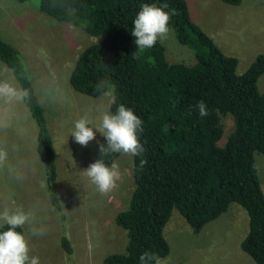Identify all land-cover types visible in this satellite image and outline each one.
Here are the masks:
<instances>
[{
	"label": "trees",
	"instance_id": "1",
	"mask_svg": "<svg viewBox=\"0 0 264 264\" xmlns=\"http://www.w3.org/2000/svg\"><path fill=\"white\" fill-rule=\"evenodd\" d=\"M17 1H35L52 19L99 37L75 58L68 76L70 86L98 97L96 84L107 79L111 111L123 104L143 121L140 140L148 163L141 169V157H131L133 188L125 208L114 216L115 224L126 231L124 251L107 254L103 264H140L139 257L146 251L166 256L169 244L163 229L174 207L192 232L198 233L234 202L248 216L240 248L253 264H264V192L254 161L255 151L264 154V90L257 87L264 55L258 54L243 73H236L237 59L223 53L192 21L186 0ZM145 3H167L168 11L175 9L169 28L188 47L193 63L169 62L160 40L150 49H137L133 22ZM0 61L20 86L32 90V99L25 105L37 127L36 150L44 165L46 191L63 217L52 135L31 69L20 51L1 36ZM201 100L208 108L204 117L196 108ZM225 114L233 117V130L219 145ZM106 143L100 134L92 151L95 162L101 158L100 145ZM118 155L107 157L106 162L110 164ZM6 228L0 225V231ZM61 244L67 253L72 252L65 235Z\"/></svg>",
	"mask_w": 264,
	"mask_h": 264
},
{
	"label": "rangeland",
	"instance_id": "2",
	"mask_svg": "<svg viewBox=\"0 0 264 264\" xmlns=\"http://www.w3.org/2000/svg\"><path fill=\"white\" fill-rule=\"evenodd\" d=\"M34 2L0 0V36L25 58L36 94L46 110L63 217L46 191L44 165L36 150L37 127L25 104L6 109L11 124L0 129V147L8 150L9 164L26 177L23 182H16L0 168V210L10 197L26 210L34 209V220L23 231L29 235L33 228L44 231L42 236H30L31 255L38 256L40 264H103L107 254L124 251L126 231L115 224L114 216L125 208L133 188L132 156L119 154L114 159L121 178L118 187L107 196L100 195L83 173L95 162L92 151L101 133L97 131L93 141L81 146L71 135L73 122L86 113L95 117V106L111 105L113 98L110 91L98 97L76 92L68 76L79 52L100 38L79 26L52 19ZM186 2L192 21L223 53L237 59L236 73H243L258 54L264 55V0H241L238 5L221 0ZM160 42L169 62H194L188 47L177 40L171 29ZM40 48L46 49L49 63L40 58ZM3 78L16 80L0 61V79ZM257 87L264 90V72L258 77ZM222 123L219 145L233 130V117L225 114ZM254 161L264 192V154L255 151ZM247 231V212L235 202L198 233L192 232L174 207L163 229L169 251L161 259L164 264H253L251 256L240 248ZM62 235L68 238L71 253L62 247Z\"/></svg>",
	"mask_w": 264,
	"mask_h": 264
},
{
	"label": "clouds",
	"instance_id": "3",
	"mask_svg": "<svg viewBox=\"0 0 264 264\" xmlns=\"http://www.w3.org/2000/svg\"><path fill=\"white\" fill-rule=\"evenodd\" d=\"M169 5L163 3H145L141 6L134 19L132 35L136 38L137 49H150L158 40L166 39L170 31L169 22L176 14L175 9L168 11ZM40 58L47 64L48 53L46 49L38 50ZM107 79H101L96 84V91L102 96L110 88ZM51 95V90L47 91ZM32 90L20 86L16 80L0 79V129H7L11 124V115L6 109L16 105L30 102ZM201 117L208 115L206 103L201 100L197 103ZM95 117L86 113L73 122L71 135L75 142L81 146H87L90 141L96 138L99 131L106 138V145L101 144L99 151L101 158L83 171L85 176L95 185L96 190L102 196H107L118 187L121 178V171L118 163L113 160L106 162V158L113 154H125L133 157H141L139 167L141 169L148 163L144 158L145 147L141 143L140 134L143 132V121L135 112L120 104L113 113L110 105L103 103L94 108ZM9 152L6 148L0 147V168L7 171L9 177L16 182H23L25 174L17 167L9 164ZM33 208L27 210L23 205H17L14 198H9L2 210H0V222L7 226L6 230L0 231V264H40L38 256L31 255L30 236H42L43 230L32 229L30 235L25 231V226H30L34 220ZM140 264H164L161 257L154 252H144L139 257Z\"/></svg>",
	"mask_w": 264,
	"mask_h": 264
}]
</instances>
